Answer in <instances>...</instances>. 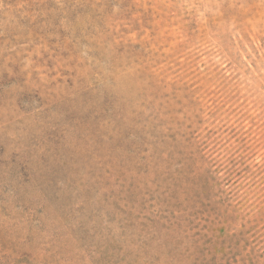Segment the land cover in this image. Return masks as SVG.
Returning a JSON list of instances; mask_svg holds the SVG:
<instances>
[{
  "label": "rangeland",
  "instance_id": "rangeland-1",
  "mask_svg": "<svg viewBox=\"0 0 264 264\" xmlns=\"http://www.w3.org/2000/svg\"><path fill=\"white\" fill-rule=\"evenodd\" d=\"M0 264H264V0H0Z\"/></svg>",
  "mask_w": 264,
  "mask_h": 264
}]
</instances>
